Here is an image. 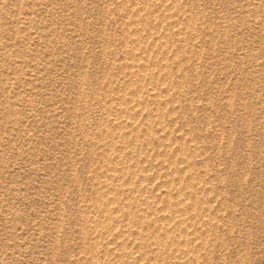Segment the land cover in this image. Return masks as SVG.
I'll return each mask as SVG.
<instances>
[{
    "label": "rangeland",
    "instance_id": "obj_1",
    "mask_svg": "<svg viewBox=\"0 0 264 264\" xmlns=\"http://www.w3.org/2000/svg\"><path fill=\"white\" fill-rule=\"evenodd\" d=\"M0 264H264V0H0Z\"/></svg>",
    "mask_w": 264,
    "mask_h": 264
}]
</instances>
